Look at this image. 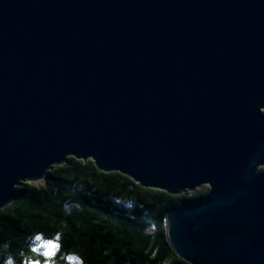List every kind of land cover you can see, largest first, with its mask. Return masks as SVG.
Here are the masks:
<instances>
[{
  "label": "water",
  "instance_id": "water-1",
  "mask_svg": "<svg viewBox=\"0 0 264 264\" xmlns=\"http://www.w3.org/2000/svg\"><path fill=\"white\" fill-rule=\"evenodd\" d=\"M67 157L172 194L190 264H264V0H0V209Z\"/></svg>",
  "mask_w": 264,
  "mask_h": 264
},
{
  "label": "trees",
  "instance_id": "trees-1",
  "mask_svg": "<svg viewBox=\"0 0 264 264\" xmlns=\"http://www.w3.org/2000/svg\"><path fill=\"white\" fill-rule=\"evenodd\" d=\"M15 190L16 198L0 209V264L9 256L14 264H67L62 258L69 253L84 264H190L169 245L165 216L208 191L172 194L73 157ZM37 234L59 243L54 256L32 251Z\"/></svg>",
  "mask_w": 264,
  "mask_h": 264
},
{
  "label": "clouds",
  "instance_id": "clouds-1",
  "mask_svg": "<svg viewBox=\"0 0 264 264\" xmlns=\"http://www.w3.org/2000/svg\"><path fill=\"white\" fill-rule=\"evenodd\" d=\"M34 239L36 241L43 240L48 245V248L44 249L42 253V255L47 258H51L52 256L55 255V252L59 250L60 245L58 242H54L53 240H44L40 234H37L34 237ZM55 240L56 241L59 240V234H57ZM40 249L41 248H39V244L32 247L33 252H39ZM62 259H65L67 261V264H84V261L79 256H77L75 253H69L66 256H64ZM5 264H14L13 258L9 256L7 260L5 261ZM37 264H39V262H37ZM46 264H48L47 261H46Z\"/></svg>",
  "mask_w": 264,
  "mask_h": 264
},
{
  "label": "rangeland",
  "instance_id": "rangeland-1",
  "mask_svg": "<svg viewBox=\"0 0 264 264\" xmlns=\"http://www.w3.org/2000/svg\"><path fill=\"white\" fill-rule=\"evenodd\" d=\"M257 170L258 171H264V167H262V166H259L258 168H257ZM39 181H41V179L40 180H36V181H33V182H35V183H37V182H39ZM196 189H204V190H208V186L207 185H202V186H199V187H197ZM195 191V190H194ZM26 264V263H25Z\"/></svg>",
  "mask_w": 264,
  "mask_h": 264
},
{
  "label": "snow or ice",
  "instance_id": "snow-or-ice-1",
  "mask_svg": "<svg viewBox=\"0 0 264 264\" xmlns=\"http://www.w3.org/2000/svg\"><path fill=\"white\" fill-rule=\"evenodd\" d=\"M39 248H42V249H47L48 248V245L43 241H39Z\"/></svg>",
  "mask_w": 264,
  "mask_h": 264
}]
</instances>
